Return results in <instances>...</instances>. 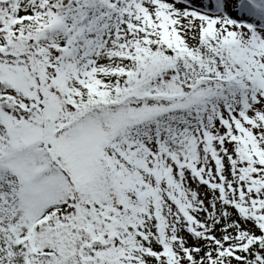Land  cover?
Returning <instances> with one entry per match:
<instances>
[{"label":"snow or ice","instance_id":"1","mask_svg":"<svg viewBox=\"0 0 264 264\" xmlns=\"http://www.w3.org/2000/svg\"><path fill=\"white\" fill-rule=\"evenodd\" d=\"M0 264H264V0H0Z\"/></svg>","mask_w":264,"mask_h":264}]
</instances>
